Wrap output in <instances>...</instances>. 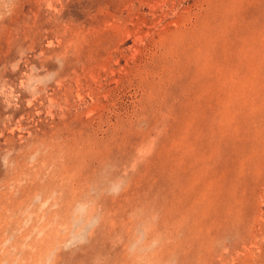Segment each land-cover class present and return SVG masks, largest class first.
Returning a JSON list of instances; mask_svg holds the SVG:
<instances>
[{
	"label": "rangeland",
	"instance_id": "1",
	"mask_svg": "<svg viewBox=\"0 0 264 264\" xmlns=\"http://www.w3.org/2000/svg\"><path fill=\"white\" fill-rule=\"evenodd\" d=\"M0 264H264V0H0Z\"/></svg>",
	"mask_w": 264,
	"mask_h": 264
}]
</instances>
